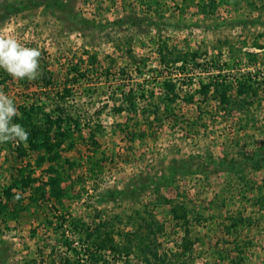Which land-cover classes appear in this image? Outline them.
Masks as SVG:
<instances>
[{
	"label": "rangeland",
	"instance_id": "rangeland-1",
	"mask_svg": "<svg viewBox=\"0 0 264 264\" xmlns=\"http://www.w3.org/2000/svg\"><path fill=\"white\" fill-rule=\"evenodd\" d=\"M19 1L0 0V16ZM40 1L0 23V35L39 48L40 70L46 66L61 82L74 66L88 77L69 83L62 98L57 84L45 95L26 79L0 87L17 106L38 100L46 111L62 107L72 133L61 163L74 162L60 170L64 197H51L41 184L44 167L34 168L32 184L41 192L25 191L17 218L0 217L5 264H95L86 251L94 247L75 224H104L100 238L108 232L129 247L128 254L99 252L105 264H264V84L246 110L194 95L199 82L235 85L247 73L264 79V0H215L209 15L197 7L208 0H156L158 13L150 0H65L67 8ZM67 10L102 27L76 30ZM132 13L143 18L139 28L110 25ZM159 47L168 64L159 63ZM176 56L184 63L172 65ZM168 79L178 97L166 108L161 83ZM8 144L0 145V190L18 164ZM171 167L188 173L168 179ZM152 178L154 185L137 189ZM157 196L168 204L157 206ZM175 206L197 217L188 230L171 218ZM235 219L243 223L237 230ZM155 222L163 228L152 233L146 223Z\"/></svg>",
	"mask_w": 264,
	"mask_h": 264
},
{
	"label": "trees",
	"instance_id": "trees-1",
	"mask_svg": "<svg viewBox=\"0 0 264 264\" xmlns=\"http://www.w3.org/2000/svg\"><path fill=\"white\" fill-rule=\"evenodd\" d=\"M149 2L155 6L157 13L159 11L160 3L155 0V2ZM52 4L56 7H64L67 8V3L65 0H50ZM42 3L40 0H24L16 2L15 4H11V12H7L5 15L3 14L0 16V23L6 21L8 17L19 13L25 7H29L31 4L39 5ZM203 3V2H201ZM199 10L204 13L205 15H209L215 12L218 8L216 6L215 0H208L206 3L197 6ZM67 16L70 23L76 30L82 28V30H95L97 28H101L102 26L98 25L92 19H87L79 14H77L74 10H67ZM143 18L138 17L136 14H127V16H123L121 18L116 19L113 22H110V25H128L132 27H138L143 23ZM109 24V23H108ZM149 25L150 22L148 23ZM169 23H167L168 25ZM155 25V24H154ZM156 25H160L159 22H156ZM170 26H174L175 24H169ZM165 49V46H163ZM159 63L161 64H168L164 60V55L161 52L159 47ZM197 54H192L191 61L196 59ZM249 56H254V54H248ZM91 61H96L94 56L89 57ZM182 61L180 57L176 56L173 62H170L172 65L174 62ZM183 62V61H182ZM94 63V62H93ZM184 63V62H183ZM195 66H200V64H195ZM227 66V65H226ZM90 68H88L89 70ZM96 69V68H94ZM183 69H185L183 67ZM182 69V70H183ZM219 72L224 71V69H217ZM86 70H81L80 67H71L66 72V78L63 82L53 77L52 72H49L45 67L41 69V73L39 77L35 80H27L31 85H34L39 91L36 94L45 95L46 93H50L51 87L57 84L62 85V87L56 90L55 97L62 98L63 95H68L69 88L68 84L72 82V84L76 83L80 79L87 78ZM95 72H97L95 70ZM76 75L75 77H70L72 74ZM123 73V70H122ZM140 74L142 73L139 72ZM221 75V74H219ZM222 78L223 76H219ZM17 80L13 79L6 71L0 69V87L6 88L8 83L15 82ZM264 84V79L261 78L259 82L256 81V78L251 76V73H247L246 75H240L239 78L236 79L235 85L231 84V82H218V79L209 80L208 82H199L198 88L194 91V95H198L202 97V101L207 104L209 98L218 101V105L226 110L227 106L231 108H237L238 110L244 109L245 110L254 103V98L258 96L259 90L262 87L261 85ZM29 85V84H28ZM162 90H163V104L167 108V106L171 105L175 102L178 95L176 84L173 82L172 79L164 80L162 83ZM49 91V92H48ZM34 95L35 92L33 91ZM124 94V93H123ZM126 100L129 102L133 101V96L128 92L126 95ZM193 100L191 96L189 101ZM38 100L31 102L28 105L17 106L19 111V116L14 118L15 122L20 123L25 127V129L29 133L27 143H16V142H9L8 150L10 154L14 157V160L17 165L11 168V174L8 178V185L0 190V217L6 219H15L18 215L23 211L22 208V195L25 193L26 190L32 191L33 195H38L37 193L41 192L42 187L37 186L35 187L32 183L35 182V179L31 177L34 172V168H43V173L46 174V182H42V186L44 189H48L49 195L54 198H61L64 197L63 188L60 187V170L64 168L65 164L72 167L74 162H70L68 159L64 160L61 163V152L63 151V144L68 139L69 132L72 131L69 128H65L67 122L71 119L64 113V110L59 105L52 110L46 111L45 107L38 105ZM117 112H121L122 109L118 108ZM164 113L166 116L171 119L173 116V111L165 110ZM159 121V119H158ZM77 123L75 122V126ZM77 131V130H75ZM137 137H143V134L136 135ZM95 140H92V144H96ZM33 156V166L30 162H26L23 164L25 159L28 157ZM42 173V174H43ZM185 170L182 171L181 169H175L171 167L167 178H174L177 175H184L187 174ZM153 179V180H152ZM150 179L148 182L146 180H142L140 182V186L137 188L140 191H144L147 186H151L155 184L154 178ZM168 180H161L160 183H163ZM40 187V188H39ZM159 196L155 198L157 206H161L163 204L168 203H161ZM32 202V198L29 199ZM165 201V200H164ZM166 202V201H165ZM191 210L175 206L171 207L170 215L173 220H176V223L185 227V230H188V226L190 223V217L192 221H197V217L192 215ZM230 227L234 230H237L239 226H243V223L240 219L232 220ZM141 222L144 223V219L141 218ZM75 224V223H74ZM85 224L81 225L80 228L74 225L75 229L78 231L79 234H85L87 242L90 243L91 247H94V250L87 249V253L89 254L90 258L95 259V264L101 263L105 264L106 262L103 257V254H99V252L103 250H108L112 253H122L125 252L126 254L129 253V247H120L119 245L114 244L113 237L110 233H104L105 236L100 238L98 235L99 228L104 226V224H99L98 226L93 227L92 229L90 226ZM147 228L151 231L160 232L163 228L162 225L155 222L154 224L146 223ZM153 225V226H152ZM180 226V228H181ZM153 231H151L153 233ZM94 233L97 234V238L94 237ZM99 239V240H97ZM142 242V241H141ZM147 249V247H146ZM238 249V248H237ZM151 251V250H148ZM98 253V255H97ZM239 254L241 252L239 251ZM151 255L156 258L157 261H160L159 257L156 253L152 252ZM96 257V258H95ZM162 260V259H161ZM164 261V260H162ZM239 261V260H238ZM163 263V262H161ZM0 264H5L4 254L0 251ZM62 264V263H61ZM63 264H68L67 261H64Z\"/></svg>",
	"mask_w": 264,
	"mask_h": 264
},
{
	"label": "clouds",
	"instance_id": "clouds-1",
	"mask_svg": "<svg viewBox=\"0 0 264 264\" xmlns=\"http://www.w3.org/2000/svg\"><path fill=\"white\" fill-rule=\"evenodd\" d=\"M39 48L27 47L11 36L0 35V69L13 79L35 80L39 77ZM18 107L12 97L0 90V145L9 142L27 143L29 133L23 125L15 122Z\"/></svg>",
	"mask_w": 264,
	"mask_h": 264
}]
</instances>
